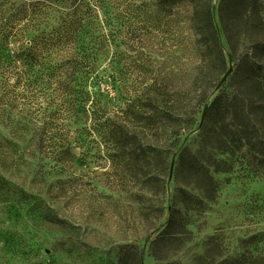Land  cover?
Masks as SVG:
<instances>
[{"label":"rangeland","instance_id":"rangeland-1","mask_svg":"<svg viewBox=\"0 0 264 264\" xmlns=\"http://www.w3.org/2000/svg\"><path fill=\"white\" fill-rule=\"evenodd\" d=\"M158 2L89 6L95 34L115 41L92 79L110 103L105 118L129 99L146 116L141 105L154 100L188 121L195 110L196 123L175 137L133 119L136 143L170 151L165 165L142 167L100 134L104 118L52 121L68 122L71 135L42 142L35 117L58 118L57 100L17 84L8 101L0 90V264H117L127 245L142 264H264V48L254 47H264V0H212L225 64L196 45L193 0L171 12ZM218 95L233 104L223 116L206 112Z\"/></svg>","mask_w":264,"mask_h":264},{"label":"trees","instance_id":"trees-1","mask_svg":"<svg viewBox=\"0 0 264 264\" xmlns=\"http://www.w3.org/2000/svg\"><path fill=\"white\" fill-rule=\"evenodd\" d=\"M181 1L159 0L158 5L163 11L171 12ZM69 2L70 0H29L17 5L11 0H0V90L3 91V97L8 96V101H15L10 99L9 95L14 93L12 89L18 84L26 95L34 92L42 95L46 92L57 100L58 103L54 102V109L55 113H59L58 118H52L51 111H39L41 120L35 117L39 122L37 126L42 142H50L53 138H59L58 136L71 135L68 122L53 123L65 120V116L91 118L97 122L104 118V129H100V134L112 143L115 150H125L134 163L141 166L143 162L165 165L170 157L169 149L152 145L143 148L140 143H136L137 135L131 132L129 124L134 119L144 123L147 128H170V133L176 137L181 134L182 129H192L196 123L197 112L194 110L188 121L182 113L175 111V107H159L151 100L148 105H141L149 112L145 116L131 109L130 103L133 100L129 99L131 102L125 101L120 107V113L108 114L105 118L110 103L104 101L99 83L94 82L92 78L97 76L102 56L115 41L110 37L112 34L107 36L108 41L95 34L97 24L92 19L95 15L93 11H89V6H96L97 0H73L72 5H69ZM224 2L226 0H223ZM193 3L191 22L198 35L196 45L201 47L206 55L211 56V53H214L216 61L221 60L222 64H225L220 32L211 7L212 0H193ZM220 17L224 21L223 13ZM50 19H53L54 23H50ZM222 29L231 41L228 27L225 25ZM254 47L257 51L264 48L261 44ZM111 70L115 68L111 66ZM14 79L16 82L13 83ZM3 100L4 98L0 99L1 105H5ZM229 106L233 104L218 95L206 112L215 111L223 116L225 108ZM117 117L122 118V121H116ZM25 122L16 125L27 128L30 123ZM235 131L230 130L233 133H236ZM221 136L227 138L228 134L221 133ZM58 148L59 155L71 157L70 147L60 145ZM185 151L186 149L181 152V157H184ZM190 166L194 173H199L202 167L196 158H193ZM146 181L151 184L158 179L152 175ZM173 224L171 220L168 226ZM117 264H142L141 252L138 248L127 245L121 249Z\"/></svg>","mask_w":264,"mask_h":264},{"label":"water","instance_id":"water-1","mask_svg":"<svg viewBox=\"0 0 264 264\" xmlns=\"http://www.w3.org/2000/svg\"><path fill=\"white\" fill-rule=\"evenodd\" d=\"M230 71L227 72V74L223 77V79L221 80V82L219 83V86L220 87L222 85V83L226 80L228 74H229Z\"/></svg>","mask_w":264,"mask_h":264}]
</instances>
